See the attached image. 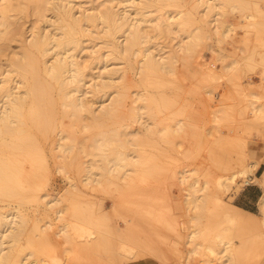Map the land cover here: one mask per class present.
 Masks as SVG:
<instances>
[{"label": "rangeland", "instance_id": "1", "mask_svg": "<svg viewBox=\"0 0 264 264\" xmlns=\"http://www.w3.org/2000/svg\"><path fill=\"white\" fill-rule=\"evenodd\" d=\"M244 1L248 6L244 10L239 7L234 10L229 5L219 10L224 23H214L215 16L206 17L204 7L194 11L196 17L209 20L208 23L201 20L208 33L204 49L201 46V51L190 57L199 71L194 68V73H190L182 61H178L175 72L166 74L169 79L166 86H141L138 57H124L121 51L106 43L111 38L101 30V24L93 33L89 31L84 36L78 59L87 65L86 87L89 92L86 100L102 99L95 105L97 110L100 103L111 100L116 94L114 89L118 88L107 87L98 93L90 86L92 76L99 75L105 64L107 69H119L118 75L124 74L117 80L123 81L120 88L128 94V105L135 103L132 100L137 97V91L165 92L175 102L162 106L164 109L161 108V113L150 124L153 133L147 131L144 143L131 146L154 157L153 168L148 169V180H144L141 186L138 181L139 185L136 182L126 184L127 181L120 179L114 183L105 180L87 186L85 171L71 169L72 179L79 188L70 187L72 180L56 169L60 158L55 156L60 141L59 126H69L68 117L62 118L48 137L40 135L37 138L53 170L50 183L38 192L46 191L50 197L57 196L59 202L51 207L53 201L47 205V199L38 205L30 197L24 200L0 197V210L19 208L30 221L29 230H32L34 220H38L42 229L31 231L35 235L34 257L39 259L38 264H218L207 261L209 252L206 249V241L212 238L214 227L221 222L224 224V209L216 200V182L220 176L239 174L245 168L247 172L228 183L221 195L227 205L247 207L253 210V215L241 213L244 222L232 227L228 235L236 246L243 241L247 244L239 255L240 264H264L261 208L260 203H254L252 198L258 193L260 198L264 195V0ZM4 2L0 0V6ZM71 3L76 14L80 15L81 8L95 11L102 6L118 8L123 0H71ZM9 9V18L17 20V25L12 31L10 44L0 52V80L3 76L14 75L10 57L20 54L32 38L33 29L37 26L45 28L44 31L49 29L51 26L47 24L57 19L59 10L52 3L45 12L46 17L38 19L30 0H12ZM151 10V17L163 14V10L156 7ZM170 10L180 8L172 6ZM250 13L256 14L254 20L248 16ZM250 21L255 25L249 26ZM227 25L233 29L225 31ZM143 26L149 29L150 23ZM152 35L156 48L163 46V52L169 53L182 37L185 38L177 28L165 35L154 30ZM122 40L123 37L119 39ZM17 81L15 76L14 91L21 85ZM121 108L119 114L126 109ZM126 118V115L123 118L119 115L114 120L128 122ZM178 119L184 129L175 136L174 133L166 136L163 127L170 124L175 128ZM109 123L114 127L118 124ZM140 126V122H132L126 129ZM75 134L81 138L87 135L78 128ZM168 136L171 138L167 139ZM90 159V155L83 153L84 166ZM251 163L256 165L250 168ZM21 165L25 175L33 168L29 159L22 160ZM182 171L188 176L187 180H182ZM194 181L196 186H192ZM194 190L199 196L200 208H193L189 203L188 196ZM61 207L65 208L63 218L56 212ZM64 221L86 225L94 234L66 237L60 230ZM192 231L196 234L193 241H189ZM102 236L105 243L98 246L97 239ZM122 244L133 247L131 257L119 254ZM195 247L196 252L192 251Z\"/></svg>", "mask_w": 264, "mask_h": 264}, {"label": "bare ground", "instance_id": "2", "mask_svg": "<svg viewBox=\"0 0 264 264\" xmlns=\"http://www.w3.org/2000/svg\"><path fill=\"white\" fill-rule=\"evenodd\" d=\"M30 1L38 19L46 17L45 12L52 3H55L59 10L56 20H46L50 21L47 24L51 26L49 29L44 31L45 28L42 26L33 29L32 38L20 54L10 57L11 72L14 75L3 76L0 80V197H13L17 200L30 197L37 204L47 199V205L53 201L49 205L51 207L58 203L60 198L50 197L46 191L41 194L38 192L50 183L53 176V170L37 140L40 135L48 137L62 118L70 119L69 126H59L60 141L57 143L58 151L55 154L60 158L56 169L66 173L67 178L72 180L70 187H78L72 179L71 169L85 171L87 186L104 183L105 180L114 183L116 179L127 181L126 184L136 182V185H139L137 183L140 182L141 186L153 168L154 157L131 146L142 145L147 137V131L152 132L150 124L156 115L161 113V108L164 109V106H170L175 102L174 98L165 92L137 91V97L132 100L137 104L128 105V94L120 88L123 81L117 80L124 74L118 75L119 69H107L105 64L99 75L92 76L93 84L90 86L98 93L107 87L118 88L114 89L116 94L111 100L100 103L97 110L95 105L102 99L86 100L89 92L86 87L87 65H83L78 59V50L83 46L84 36L89 31L93 33L101 24V30L111 38L107 39L106 43L121 51L124 57L130 58L131 55L138 57L139 84L144 88L161 87L167 85L169 79L166 74L175 72L178 61H182L190 73H194V68L199 71L196 62L194 63L190 57L198 50L201 51V46L203 50V44L208 39L207 30L201 20L208 23L209 20L205 18L215 16L214 23L220 21L224 23L220 9L228 5L234 10L239 8L244 10L248 7L244 0H123L118 8L102 6L96 11L81 8V14L77 15L71 0ZM11 5L12 0H5L0 6V52L10 44L12 31L17 25V20L11 21L9 18ZM172 6L179 7L180 10L172 11L170 10ZM152 7L163 10V14L149 16ZM200 7L205 8L206 17L198 18L194 15V11ZM255 15L250 13L248 16L254 20ZM148 23L150 26L146 29L143 25ZM248 25L254 26L255 23L250 21ZM175 28L181 34L184 33L187 39L182 37L178 46L170 53L163 52V46L157 49L152 31L156 30L159 34L165 35L171 34ZM232 29L227 25L225 31ZM121 37L123 40L119 41ZM15 76L18 79L17 84H21L17 91H14L12 85ZM123 106L126 107L125 112L119 114L118 111H122ZM124 114L128 122L114 120L119 115L121 118L125 117ZM180 119L176 122L175 128L170 124H167V128L163 127L166 136L173 133L175 136L184 129ZM110 121L118 124L116 123L114 127ZM132 122H140L141 126L138 129H126ZM77 128L87 135L83 138L77 136L75 134ZM123 128L125 130H122ZM83 153L91 156L86 166L82 162ZM24 159H29L33 164L28 175H25L21 165ZM255 165L256 163H251L249 167ZM98 169L100 171H97ZM246 172L245 168L239 174ZM239 174L234 172L217 179L216 200L217 205L224 209V224L221 222L216 225L212 238L206 241L208 262L240 264L239 255L244 252L247 245L243 241L236 246L228 234L232 227L244 222L241 213L253 215V212L238 205H227L221 195V190L225 189L228 183L236 181ZM187 178L184 172L182 180ZM195 183L196 181L192 186H196ZM207 184L206 181L205 185ZM195 192L196 190L189 194V203L193 208H200L199 196ZM70 193L75 191L70 190ZM259 203L261 224L264 227V195L261 196ZM56 212L63 218L65 208H57ZM195 218L198 220V217ZM29 223L26 215L17 207L0 210V264H38L39 259L34 257L36 245L32 232L39 231L42 227L38 220H34L32 231L29 230ZM48 226L50 227V224ZM60 230L66 237H73L72 234L79 236L94 234L86 225L66 221L62 223ZM195 234L196 232L192 231L188 240L193 241ZM96 243L102 246L105 238L99 237ZM120 249V255L131 257L134 254L133 247L127 244H122ZM192 251L196 252L197 247Z\"/></svg>", "mask_w": 264, "mask_h": 264}, {"label": "crops", "instance_id": "3", "mask_svg": "<svg viewBox=\"0 0 264 264\" xmlns=\"http://www.w3.org/2000/svg\"><path fill=\"white\" fill-rule=\"evenodd\" d=\"M254 197H252L253 198V202L255 203H257V201L259 202V198H260V195H259V193H258V195L256 194V195H253ZM243 208H245V209H247V210H250V211H252L253 212V210L252 209H249V208H247V207H243Z\"/></svg>", "mask_w": 264, "mask_h": 264}]
</instances>
